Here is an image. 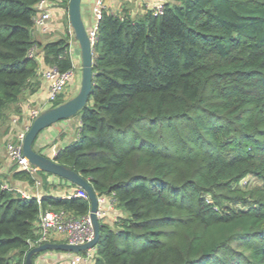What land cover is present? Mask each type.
<instances>
[{
	"label": "trees",
	"instance_id": "trees-1",
	"mask_svg": "<svg viewBox=\"0 0 264 264\" xmlns=\"http://www.w3.org/2000/svg\"><path fill=\"white\" fill-rule=\"evenodd\" d=\"M41 1L0 0V145L41 88L40 53L46 66L74 69L70 36L32 35ZM164 8L103 9L78 137L55 156L124 213L101 221L92 264H264V0ZM10 170L13 181L51 185L49 173ZM8 179L0 172V264H26L42 211L91 210L82 197H23Z\"/></svg>",
	"mask_w": 264,
	"mask_h": 264
},
{
	"label": "built area",
	"instance_id": "built-area-1",
	"mask_svg": "<svg viewBox=\"0 0 264 264\" xmlns=\"http://www.w3.org/2000/svg\"><path fill=\"white\" fill-rule=\"evenodd\" d=\"M52 2L50 0H42L36 9L34 15V25L32 27V35L36 37L38 34H46L50 31L51 22L53 20L52 14ZM104 4L102 0H99L94 8V13L97 18V25L94 26L93 30L89 32L90 39L94 45L97 39L98 22L102 16V11ZM148 9L152 10L155 15H162L164 13V2H159ZM37 47H33L30 52V57H36ZM38 58V57H37ZM41 80H45L49 83L48 98L47 101L52 105L59 97L64 96L68 93V89L71 83L75 80L76 69L62 72L56 66H46L38 70ZM48 108V107H47ZM28 113L25 115L23 127L19 130L12 139L6 144V154L8 159L13 165H17L18 170L27 171L32 174H36L40 171L37 167L32 165L27 157L23 156V143L28 133L33 121L41 114L44 110L43 107H33L30 103L27 104ZM18 117L14 119V124L18 123ZM55 152V156H56ZM54 156V157H55ZM40 181L37 180L36 187L40 185ZM5 189L17 190L21 192L23 197L29 198L34 196L33 194L19 189L15 186L10 185L8 182L3 185ZM82 197L89 199L88 193L81 187H78L73 192L67 194L64 198L71 197ZM38 197V196H37ZM99 219L105 218L107 212L104 206L108 205L111 209L116 206V199L114 196H99ZM37 234L39 235V240L37 242L38 246L46 242L57 241L56 238L64 239L65 243H70L74 245H81L90 242L94 237V230L92 225V220L89 214L82 217H74L73 215L67 213L64 210L60 211H42L38 222L36 223ZM96 253V248L89 249L81 253H67L72 255L71 259L67 264H83L87 262H92Z\"/></svg>",
	"mask_w": 264,
	"mask_h": 264
},
{
	"label": "crops",
	"instance_id": "crops-1",
	"mask_svg": "<svg viewBox=\"0 0 264 264\" xmlns=\"http://www.w3.org/2000/svg\"><path fill=\"white\" fill-rule=\"evenodd\" d=\"M52 2V14H53V20L51 22V28L50 31L46 34H38L37 38L40 40L42 43H45L47 41H52L61 38L64 35H61L60 32L64 31V27L62 26V22L60 21V17H62L63 13L66 11L65 8H63L60 5L61 0H50ZM99 0H84L82 4V11H83V18L85 21V24L87 28L90 30V32L93 30L94 26L97 25V18L94 13V8L97 5ZM104 4V8L116 12H122L124 10H130V13L132 16H136L138 14H141L145 12V9H148L149 7H152L153 5L159 3V2H167L169 0H140L141 3H146V8H143L141 6V9H137L132 6H127L129 8H120L121 7V0H102ZM140 1L138 3H140ZM119 3V4H118ZM134 3V2H132ZM118 4V5H117ZM135 9V10H134ZM67 12V11H66ZM60 34L61 36L55 37V35ZM75 46L71 44V55L74 63V67L76 69V77L75 80L71 83L68 93L66 95V99H70L71 97L75 96L81 87V77H82V72H81V61L80 58L75 56ZM38 60L40 62V65L42 67H45L44 59H43V54L40 53ZM48 90H49V83L45 80H41V88L40 90L30 96L29 100L23 104V114L24 116L27 115L28 110H27V104L30 103L33 107H43L45 108L47 98H48ZM47 92V97L44 99L42 98V93ZM45 100V101H44ZM17 118V117H15ZM14 118V119H15ZM75 118V117H73ZM73 118H70L65 121L58 122L47 129H45L38 137L37 142H36V149L39 148H46L44 153L46 156L49 157H54L55 152H57L59 149H61L63 146L66 144H70L73 141H75L78 137V131L77 128L80 126V119H78V123H74L72 120ZM24 122H18L17 124H13V128L11 133L3 139L0 145V157L4 160L2 167L0 169L1 173L7 174L9 176V181H12V186H15L19 189H22L24 191H27L34 196L41 197L43 194L51 193L53 195L57 196H62L63 198L74 191L73 188H70L69 185L67 184H61L59 181V178L56 176L50 177L51 181V188L53 190L46 191L45 186L43 185L42 181L38 179L41 183L38 187H32L26 182H20V181H13L10 179L11 177V170L10 167L12 166L11 161L8 159L7 154H6V147L5 144L9 142L14 134H16L19 130L22 129ZM51 145V146H49ZM8 182V181H7ZM9 183V182H8ZM55 186H54V185ZM53 191V192H52ZM104 209L107 212V216L105 218H101L100 221L107 222V223H112L118 220L119 217L123 216L124 213L122 210L117 209L116 207L114 209H111L108 205L104 206ZM56 242H64V239L56 238ZM72 255H68L66 252H58V251H50L43 253L38 256V258L35 261V264H67L68 261L71 259ZM83 264H92V262H87Z\"/></svg>",
	"mask_w": 264,
	"mask_h": 264
},
{
	"label": "water",
	"instance_id": "water-1",
	"mask_svg": "<svg viewBox=\"0 0 264 264\" xmlns=\"http://www.w3.org/2000/svg\"><path fill=\"white\" fill-rule=\"evenodd\" d=\"M84 0H70L68 17L73 29L74 39L78 43L75 54L81 61V87L79 92L56 107H48L33 121L23 143V156L27 157L32 165L40 171L49 173L58 178L67 180L75 186L83 188L89 196L91 204L90 217L92 220L94 237L90 242L74 245L65 242H46L33 248L27 255L26 264H33V257L45 251H61L66 253H81L96 248L100 240L101 221L98 216V194L92 184L80 173L58 163L55 157L46 156L38 152L34 144L39 135L48 127L75 117L89 103L94 77V45L89 36V30L83 18L82 4Z\"/></svg>",
	"mask_w": 264,
	"mask_h": 264
},
{
	"label": "rangeland",
	"instance_id": "rangeland-1",
	"mask_svg": "<svg viewBox=\"0 0 264 264\" xmlns=\"http://www.w3.org/2000/svg\"><path fill=\"white\" fill-rule=\"evenodd\" d=\"M140 0H121V7L120 8H129V7H127V6H132L133 4H136V5H133V7L134 8H136V10L137 9H141L142 7L141 6H143V8H146L147 6H146V3L144 2V3H141V1H140V3H138ZM143 1V0H142ZM132 2H134V3H132ZM119 4V3H118ZM117 4V5H118ZM148 8V7H147ZM111 10V9H110ZM127 10V9H126ZM129 10V9H128ZM135 10V9H134ZM112 11V10H111ZM130 11V10H129ZM112 12H114V13H119V12H116V11H112ZM60 21L62 22V26L64 27L63 29H64V31L62 32H60V34L61 35H68V36H70V38H71V44L73 45V46H75V48L78 46V43L75 41V39H74V34H73V29H72V27L70 26V23H69V17H68V11L66 12H64L63 13V15H62V17H60ZM89 30V29H88ZM89 32H90V30H89ZM60 34H58V35H55V37L57 38V37H59V36H61ZM77 56H76V54H75V56H74V58H76ZM78 58V57H77ZM42 98H46L47 97V92L45 93V92H43L42 93ZM46 100V99H45ZM44 100V101H45ZM46 107L44 108V109H46L47 107H49L50 106V103L47 101L46 102V105H45ZM77 118H79L78 116H76L75 118H73L72 120L74 121V123H78L77 121H78V119ZM79 128V127H78ZM78 128H77V131H78ZM49 146H51V145H49ZM5 147H6V144H5ZM39 148H37L36 150H38ZM41 149H43V148H41ZM46 149V148H45ZM45 149H44V151H45ZM44 151H43V153H44ZM51 186L52 185H50L49 187H47L46 188V191H49L50 192V190H53L52 188H51ZM53 192V191H52Z\"/></svg>",
	"mask_w": 264,
	"mask_h": 264
}]
</instances>
